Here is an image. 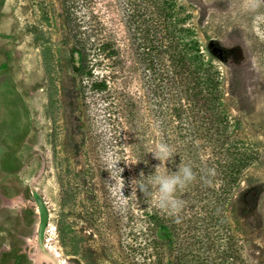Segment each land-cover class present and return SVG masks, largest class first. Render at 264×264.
Here are the masks:
<instances>
[{
  "label": "trees",
  "instance_id": "16d2710c",
  "mask_svg": "<svg viewBox=\"0 0 264 264\" xmlns=\"http://www.w3.org/2000/svg\"><path fill=\"white\" fill-rule=\"evenodd\" d=\"M112 1L122 30L107 0H63L81 61L90 219L111 241V263L248 264L227 206L251 157L228 134L221 70L204 54L179 0ZM161 142L177 152L161 172L187 163L196 173L176 193L184 204L178 220L157 209L153 196L132 191L131 181L143 172L133 188L146 184L160 163L149 151ZM107 150L121 160L140 159L118 165L123 212L115 210L116 183L107 181L101 160Z\"/></svg>",
  "mask_w": 264,
  "mask_h": 264
},
{
  "label": "rangeland",
  "instance_id": "374dc122",
  "mask_svg": "<svg viewBox=\"0 0 264 264\" xmlns=\"http://www.w3.org/2000/svg\"><path fill=\"white\" fill-rule=\"evenodd\" d=\"M179 4L221 70L228 134L251 157L227 216L248 264H264V0ZM80 65L63 0H0V264H112L88 207Z\"/></svg>",
  "mask_w": 264,
  "mask_h": 264
},
{
  "label": "clouds",
  "instance_id": "9594fccd",
  "mask_svg": "<svg viewBox=\"0 0 264 264\" xmlns=\"http://www.w3.org/2000/svg\"><path fill=\"white\" fill-rule=\"evenodd\" d=\"M150 153L153 157L160 161L159 164L155 166L154 173L148 175V182L136 183L133 188V181H139L141 177H145L144 173H140L139 179H133L131 181L132 191H137V188L145 195H150L154 197V204L157 209L166 214L167 216L176 218L178 220L180 212L183 210L184 204L181 200L176 197L178 190L184 189L190 185L196 179V173L190 164L180 163L178 165V170L167 173L161 172L160 168L162 164H166L171 160L176 151H174L168 144L161 142L157 144ZM101 160L104 164V169L109 172V184L116 183V188L114 191L118 192L119 199L115 204V210L118 212H123L125 210L124 206L127 201L124 199L125 195L122 189L125 187V182L121 173L123 169L119 167V162L123 161L127 165H133L140 161V159L125 161L117 158L111 150H107L102 154ZM147 163V161H145ZM117 176L119 180L117 181ZM114 181V182H110Z\"/></svg>",
  "mask_w": 264,
  "mask_h": 264
},
{
  "label": "water",
  "instance_id": "95a60500",
  "mask_svg": "<svg viewBox=\"0 0 264 264\" xmlns=\"http://www.w3.org/2000/svg\"><path fill=\"white\" fill-rule=\"evenodd\" d=\"M39 212H40L39 233H41L47 219L46 208L42 201L39 202Z\"/></svg>",
  "mask_w": 264,
  "mask_h": 264
},
{
  "label": "bare ground",
  "instance_id": "6f19581e",
  "mask_svg": "<svg viewBox=\"0 0 264 264\" xmlns=\"http://www.w3.org/2000/svg\"><path fill=\"white\" fill-rule=\"evenodd\" d=\"M28 240V239H27ZM39 262H40V258H38Z\"/></svg>",
  "mask_w": 264,
  "mask_h": 264
}]
</instances>
